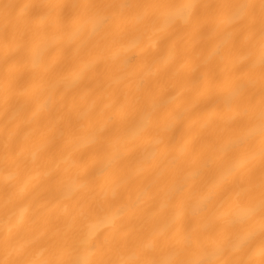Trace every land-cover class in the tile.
Masks as SVG:
<instances>
[{
  "label": "bare ground",
  "instance_id": "1",
  "mask_svg": "<svg viewBox=\"0 0 264 264\" xmlns=\"http://www.w3.org/2000/svg\"><path fill=\"white\" fill-rule=\"evenodd\" d=\"M0 264H264V0H0Z\"/></svg>",
  "mask_w": 264,
  "mask_h": 264
}]
</instances>
